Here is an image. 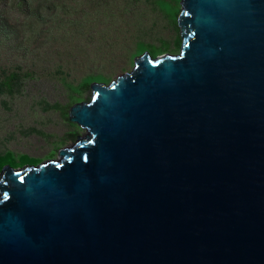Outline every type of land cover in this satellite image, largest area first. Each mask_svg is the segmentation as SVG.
I'll list each match as a JSON object with an SVG mask.
<instances>
[{"label": "water", "instance_id": "obj_1", "mask_svg": "<svg viewBox=\"0 0 264 264\" xmlns=\"http://www.w3.org/2000/svg\"><path fill=\"white\" fill-rule=\"evenodd\" d=\"M179 1L178 54L94 82L60 158L4 167L0 264H264V0Z\"/></svg>", "mask_w": 264, "mask_h": 264}, {"label": "rangeland", "instance_id": "obj_2", "mask_svg": "<svg viewBox=\"0 0 264 264\" xmlns=\"http://www.w3.org/2000/svg\"><path fill=\"white\" fill-rule=\"evenodd\" d=\"M90 4L94 12L103 15L101 19L95 14L85 22H58L50 17L47 22L0 25V66L19 65L30 70L21 94L0 97V152L13 150L43 161L58 159L61 149L73 147L78 136L87 134L73 125L60 104L68 105L70 110L78 102L90 101L94 92L89 89L78 95L83 100L74 101V92L64 84L68 74L77 83L87 74H104L110 83L135 68L134 54L141 42L167 48L163 55L180 52L183 43L176 45L181 35L178 20H172L161 9L173 15L176 8L169 1H161L160 6L154 0H90ZM10 7L22 18L20 3ZM106 24L115 28H107ZM88 34L90 49L99 47V53L110 55H99L82 64L77 45L79 38ZM50 103L59 106L51 108ZM71 131L77 133L76 139L68 137Z\"/></svg>", "mask_w": 264, "mask_h": 264}, {"label": "trees", "instance_id": "obj_3", "mask_svg": "<svg viewBox=\"0 0 264 264\" xmlns=\"http://www.w3.org/2000/svg\"><path fill=\"white\" fill-rule=\"evenodd\" d=\"M137 1V0H130ZM161 1H169L171 6L176 8L173 15L164 10L172 20L177 22V18L181 9L179 5V0H154L160 6ZM20 3L21 9L24 11L20 12L21 17H17L16 12L13 13V5ZM76 3V4H73ZM94 6L90 4V0H0V25H3V22H47V18L53 17V21L58 20V22H73L79 20L80 22L89 21L92 18V15L97 14L93 10ZM18 14V13H17ZM77 14V15H75ZM99 18L103 16L100 12ZM97 14V15H98ZM107 28H115L112 24H106ZM91 40V34L87 36L82 35L79 38L78 42V61H81L82 64H88L89 60L97 58L99 55H104L103 58H106L107 53H102L96 49H90L88 46ZM181 35L178 36L176 45L178 47L182 44ZM1 48V47H0ZM167 48L157 47L153 44H148L141 42L136 50L134 57H137L146 51H149L151 56L156 57L163 54ZM95 51V53H93ZM91 62V61H90ZM17 67L8 68L6 66H0V97L7 95L9 97H14L17 94H21L27 85L28 76L30 70H25L22 66L16 65ZM65 86L74 92L73 100L81 101L84 99L83 96H78L79 94L85 93V91L92 89V84L94 82H109V78L104 74H87L84 76L78 83L75 80L69 78V74L64 78ZM51 108H58V104H49ZM62 112L66 117H69V106H63L60 104ZM71 108V107H70ZM77 133L71 131L68 133L70 139H76ZM56 153V152H55ZM43 161L42 158L32 156L30 154H17L13 150H7L5 152H0V174L3 171L4 167L8 164H11L14 167H23L28 163L31 164H40Z\"/></svg>", "mask_w": 264, "mask_h": 264}, {"label": "snow or ice", "instance_id": "obj_4", "mask_svg": "<svg viewBox=\"0 0 264 264\" xmlns=\"http://www.w3.org/2000/svg\"><path fill=\"white\" fill-rule=\"evenodd\" d=\"M21 179H23V177H21Z\"/></svg>", "mask_w": 264, "mask_h": 264}]
</instances>
